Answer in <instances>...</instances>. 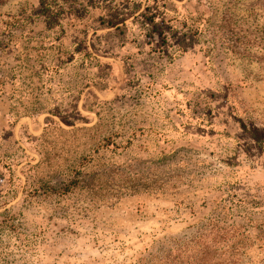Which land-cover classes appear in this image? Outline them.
Segmentation results:
<instances>
[{
	"label": "rangeland",
	"instance_id": "1",
	"mask_svg": "<svg viewBox=\"0 0 264 264\" xmlns=\"http://www.w3.org/2000/svg\"><path fill=\"white\" fill-rule=\"evenodd\" d=\"M0 78V264H264V0H0Z\"/></svg>",
	"mask_w": 264,
	"mask_h": 264
},
{
	"label": "trees",
	"instance_id": "2",
	"mask_svg": "<svg viewBox=\"0 0 264 264\" xmlns=\"http://www.w3.org/2000/svg\"><path fill=\"white\" fill-rule=\"evenodd\" d=\"M1 85H2V80L0 78V86ZM99 171H101V169H99ZM103 176H104V174H103ZM73 177L75 179L71 180L69 182V184L64 185L60 188V190H59L60 194L67 195V194L73 193L78 187L81 186V183H82L81 181L87 179V176L84 175V172H82L81 170L74 171ZM100 177H102V176H96L94 178V180H98ZM81 188H83V187H81ZM244 217L247 218V216H244ZM152 264H167V262L157 261V262H154Z\"/></svg>",
	"mask_w": 264,
	"mask_h": 264
}]
</instances>
